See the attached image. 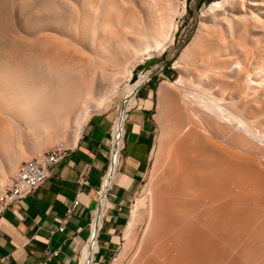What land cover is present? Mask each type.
Masks as SVG:
<instances>
[{
  "label": "bare ground",
  "instance_id": "bare-ground-1",
  "mask_svg": "<svg viewBox=\"0 0 264 264\" xmlns=\"http://www.w3.org/2000/svg\"><path fill=\"white\" fill-rule=\"evenodd\" d=\"M228 2H213L206 13ZM90 4L108 9L119 27L133 23L159 39L172 31L168 0H91ZM246 13L204 29L201 56L188 72L193 85L182 86L180 96L172 100V128L164 131L161 142L163 149L170 134L171 153L162 180L153 187L144 231L137 232L139 224L131 216L115 264H264V165L234 149L239 145L236 148L257 151L258 145L264 146L260 136L247 140L256 135L249 122L264 137V20L262 13ZM43 58L57 69L84 66L77 51L65 43L47 49ZM151 77L144 76L131 87L134 105ZM164 98L169 96L162 88L161 101ZM126 110L116 125L119 139ZM3 122L0 118V127ZM106 208L103 194L82 263L92 264L98 252Z\"/></svg>",
  "mask_w": 264,
  "mask_h": 264
},
{
  "label": "rangeland",
  "instance_id": "rangeland-1",
  "mask_svg": "<svg viewBox=\"0 0 264 264\" xmlns=\"http://www.w3.org/2000/svg\"><path fill=\"white\" fill-rule=\"evenodd\" d=\"M67 1L0 0V118L5 121L0 127V196L22 163L40 153L72 147L92 116L118 109L121 115L125 107L126 111L132 109L131 87L151 75L145 85L155 92L156 137L147 174L131 207L140 234L148 220L153 187L162 180L171 153L170 134L163 149L161 142L164 131L172 128V100L180 96L182 86L193 85L188 72L201 56L204 29L246 12L262 13L264 20V0H229L210 13H206L208 7L222 0H168L173 25L166 39L139 30L133 23L119 27L108 16V9L91 6V0ZM256 3L263 7L254 6ZM56 43L76 50L84 66L55 68L43 53L59 46ZM135 61L138 65L133 68ZM162 88L169 98L161 101ZM249 123L257 137L249 135L247 140L263 139L259 129ZM236 146L235 150L264 165L263 145L257 151ZM124 244L122 239L110 264H115Z\"/></svg>",
  "mask_w": 264,
  "mask_h": 264
},
{
  "label": "crops",
  "instance_id": "crops-1",
  "mask_svg": "<svg viewBox=\"0 0 264 264\" xmlns=\"http://www.w3.org/2000/svg\"><path fill=\"white\" fill-rule=\"evenodd\" d=\"M146 86L139 90L122 124L119 155L123 164L118 167L114 160L120 113L111 110L92 116L48 181L5 212L0 264H38L47 251L58 253L52 264H81L103 194L107 212L92 264H110L130 221L155 143V92ZM81 179L88 184L80 185ZM62 224L64 230L59 231Z\"/></svg>",
  "mask_w": 264,
  "mask_h": 264
},
{
  "label": "built area",
  "instance_id": "built-area-1",
  "mask_svg": "<svg viewBox=\"0 0 264 264\" xmlns=\"http://www.w3.org/2000/svg\"><path fill=\"white\" fill-rule=\"evenodd\" d=\"M120 113V109L117 110ZM116 151L114 160L116 166L120 167L122 158L120 157L121 138H116ZM68 149H55L47 153H40L31 161L22 163L11 180L9 188L0 196V225L3 220L4 214L10 207L17 205L23 200L31 197L40 189L52 176L54 169L59 163L67 156ZM80 185H87L88 182L85 179H81ZM79 204L75 202V206ZM72 211L68 212V216ZM94 218L91 221L90 229H92ZM59 231H63V224L59 227ZM58 257V253H52L47 251L45 253L44 260L38 264H52L53 260ZM81 264H85L82 263Z\"/></svg>",
  "mask_w": 264,
  "mask_h": 264
}]
</instances>
